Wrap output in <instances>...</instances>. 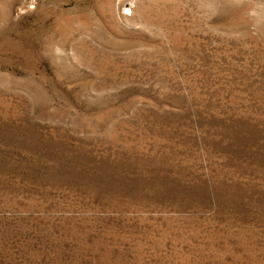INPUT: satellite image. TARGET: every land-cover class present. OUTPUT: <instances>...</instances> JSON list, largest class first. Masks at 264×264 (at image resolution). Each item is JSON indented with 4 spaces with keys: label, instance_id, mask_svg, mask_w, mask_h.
Segmentation results:
<instances>
[{
    "label": "rangeland",
    "instance_id": "1",
    "mask_svg": "<svg viewBox=\"0 0 264 264\" xmlns=\"http://www.w3.org/2000/svg\"><path fill=\"white\" fill-rule=\"evenodd\" d=\"M0 264H264V0H0Z\"/></svg>",
    "mask_w": 264,
    "mask_h": 264
}]
</instances>
